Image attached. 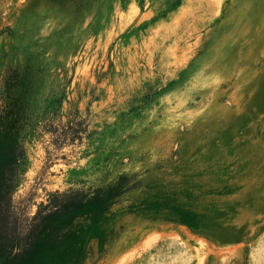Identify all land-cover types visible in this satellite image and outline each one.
Masks as SVG:
<instances>
[{"label": "rangeland", "instance_id": "374dc122", "mask_svg": "<svg viewBox=\"0 0 264 264\" xmlns=\"http://www.w3.org/2000/svg\"><path fill=\"white\" fill-rule=\"evenodd\" d=\"M0 130L12 254L116 187L81 264H264V0H0ZM160 190L195 227L125 209Z\"/></svg>", "mask_w": 264, "mask_h": 264}, {"label": "trees", "instance_id": "16d2710c", "mask_svg": "<svg viewBox=\"0 0 264 264\" xmlns=\"http://www.w3.org/2000/svg\"><path fill=\"white\" fill-rule=\"evenodd\" d=\"M13 143L12 135L0 130V200L5 191L6 173L14 158ZM116 190V187L108 188L87 201L47 215L41 225L40 236L17 254H12L11 245L0 243V264H81L91 239H95L99 247L105 242V225L115 214L109 211V206L117 195ZM179 194L160 190L137 199L125 209L134 212L172 208L170 203L175 201ZM172 209L179 215L178 222L196 226L188 211ZM77 218H83L84 221L73 224Z\"/></svg>", "mask_w": 264, "mask_h": 264}, {"label": "bare ground", "instance_id": "6f19581e", "mask_svg": "<svg viewBox=\"0 0 264 264\" xmlns=\"http://www.w3.org/2000/svg\"><path fill=\"white\" fill-rule=\"evenodd\" d=\"M156 242L157 241H155V240H151V241H149V243H146V245H145L146 252L148 251V249L157 246ZM171 253H172L171 251L169 252V248H167V249H165V248L156 249L151 256L148 254L146 257H141L142 258V259H140L141 261L139 260V261L135 262L134 264H174V262L178 263L175 260L178 257L180 258V254H178L179 252L175 251L174 253H172V254Z\"/></svg>", "mask_w": 264, "mask_h": 264}]
</instances>
